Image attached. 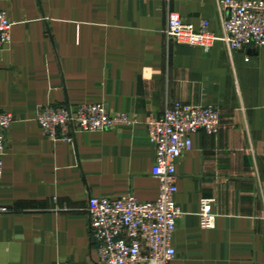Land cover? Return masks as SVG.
<instances>
[{
	"label": "crops",
	"instance_id": "crops-1",
	"mask_svg": "<svg viewBox=\"0 0 264 264\" xmlns=\"http://www.w3.org/2000/svg\"><path fill=\"white\" fill-rule=\"evenodd\" d=\"M218 1L0 0L13 23L0 51V112L13 117L0 178V207L9 211L0 217V264H97L88 203L157 199L144 122L176 103L217 109L219 129L193 134L177 161L182 216L170 264H264V48L165 37L170 10L222 35ZM44 105H102L132 125L53 142L35 120ZM203 198L216 201L213 229L199 227Z\"/></svg>",
	"mask_w": 264,
	"mask_h": 264
},
{
	"label": "built area",
	"instance_id": "built-area-1",
	"mask_svg": "<svg viewBox=\"0 0 264 264\" xmlns=\"http://www.w3.org/2000/svg\"><path fill=\"white\" fill-rule=\"evenodd\" d=\"M164 1L171 6L177 0ZM217 6L222 15V35L209 32L204 23L195 29L170 10L165 29L167 41L200 48L220 41L229 51L264 48V1L219 0ZM12 27L13 23L0 11V51L9 45ZM35 120L45 138L69 144L76 133L114 131L132 125L125 114L110 115L102 105H81L74 109L44 105L37 109ZM12 122L11 114L0 112V178L4 135ZM144 126L155 149L151 175L158 182V197L150 203L139 202L131 194L89 201L90 238L97 264H170L174 260L176 252L172 238L182 216L174 200L176 164L192 150L193 134L218 131L219 114L213 107L176 103L159 117L148 116ZM215 203L213 198L200 201L198 219L203 230L214 228L212 209ZM8 212L0 207V217Z\"/></svg>",
	"mask_w": 264,
	"mask_h": 264
}]
</instances>
